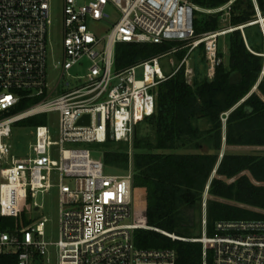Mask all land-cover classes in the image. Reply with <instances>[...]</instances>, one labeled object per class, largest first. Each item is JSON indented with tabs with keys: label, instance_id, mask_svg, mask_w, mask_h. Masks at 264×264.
Listing matches in <instances>:
<instances>
[{
	"label": "built area",
	"instance_id": "obj_1",
	"mask_svg": "<svg viewBox=\"0 0 264 264\" xmlns=\"http://www.w3.org/2000/svg\"><path fill=\"white\" fill-rule=\"evenodd\" d=\"M55 1L0 0V255H15L17 264H177L173 249L136 245V230L153 229L173 240L201 243L203 264L209 249L213 264H264V220L219 221L209 235L204 199L197 238L148 226L144 210L143 220L135 219L136 128L154 114L157 88L171 75L162 71L161 56L115 69L118 44L175 41L187 43L189 53L203 44L207 75L213 78L224 62L220 37L244 26L196 36L194 19L196 12L230 17L235 0L218 8L192 0H60L58 27L52 19ZM109 8L117 10L118 19ZM254 23L264 39L259 9ZM54 32L61 42L52 41ZM184 64L188 78L194 70L187 56ZM26 101L33 103L20 109ZM54 113L57 128L30 127L34 140L27 156H15L9 141L16 125ZM86 115L89 123L79 124ZM108 141L130 147L128 169L106 173L104 151L99 159L92 150L73 146ZM52 190L59 206L55 242L47 237L48 219L37 201ZM6 218H14L13 225H6Z\"/></svg>",
	"mask_w": 264,
	"mask_h": 264
},
{
	"label": "trees",
	"instance_id": "obj_2",
	"mask_svg": "<svg viewBox=\"0 0 264 264\" xmlns=\"http://www.w3.org/2000/svg\"><path fill=\"white\" fill-rule=\"evenodd\" d=\"M192 1L203 8H218L229 0ZM257 7L264 17V0H235L229 25L244 28L225 35L227 53L219 40V54L224 62L216 67L214 77L207 75L208 62L201 44L190 53H203V67L193 66L192 82L182 65L158 86L155 112L142 121L150 124L153 135H140L139 127L136 128L134 186L146 190L145 218L152 228L185 237L182 230L194 225L198 215H202L207 187L211 197L207 201L209 235L215 234L219 221L264 220V213L259 211H264V153L228 151L220 157L224 143L229 147H264V39L260 26L254 23ZM221 21V13H199L193 23L195 35L221 29ZM186 44H118L115 69L124 70L183 46L175 53L181 61L190 50ZM32 103L26 101L19 108ZM225 113L228 116L224 124ZM201 120L209 127L202 129L198 123ZM44 122L45 115H40L21 126ZM104 144V163L115 169H128L127 145L113 141ZM14 222V218H6V225ZM135 243L140 248L173 249L177 264H203L201 243L173 240L153 229L136 230ZM0 264H17V257L0 255ZM208 264H213L212 249Z\"/></svg>",
	"mask_w": 264,
	"mask_h": 264
},
{
	"label": "rangeland",
	"instance_id": "obj_3",
	"mask_svg": "<svg viewBox=\"0 0 264 264\" xmlns=\"http://www.w3.org/2000/svg\"><path fill=\"white\" fill-rule=\"evenodd\" d=\"M55 5V9L52 12V19L54 21L55 27L59 26V23L61 21V1L57 0L54 3ZM108 12L110 13L111 17L113 19H118L119 18V13L117 12V10H115L114 8H109ZM199 13L196 12V15H198ZM221 19H222V28L226 29V28H230L232 27L231 25H229V16L225 15V13H221ZM221 28V29H222ZM220 46L221 49L227 53V43H226V38L225 35L220 37ZM53 42L59 43L61 42V36L58 34V32H54L53 33ZM264 41V40H263ZM183 46H180L178 49H174L172 51H170L167 54H163L160 55V66L162 71L164 72L165 75H170L172 74L175 69L177 67H180V65H182L183 61L186 59H188V65L190 68H193V66L195 64H198V68L202 69L203 67V63L200 61L201 57L203 55L202 52H197L195 53L196 57L194 56V53L190 54L188 53L181 61L177 58V56L175 55L176 51L179 50L180 48H182ZM172 61L174 62V64L172 63ZM186 67V64H184ZM74 72H76V69H74ZM79 72V71H78ZM81 73V72H80ZM139 77H141V71H139ZM194 77V72L191 75H189V77L187 78L189 82H192ZM200 127L202 129H206L209 127V125L204 121L201 120L198 122ZM22 123L16 125V127L14 128V133H13V137L12 139L9 141V143L11 144V152L17 156V157H25L28 154L29 151V144L33 142V131L32 129H29L30 127H23L21 126ZM54 125L56 129L58 126V116L57 114H47L45 115V122L42 123V125ZM138 130L140 135H153V130L152 127L150 126V124L148 122H141L138 125ZM226 129L224 127V133H225ZM135 142V141H134ZM135 144V143H134ZM134 144H133V152L135 151L134 149ZM74 147H80V148H87L92 150V156L94 158H99L102 159V151H105V148L107 147L106 144H74ZM117 148V147H116ZM130 147L126 146V150H129ZM184 151V150H182ZM231 152V153H235V154H251V153H264V147H229L227 146L225 143L223 144V149L221 151L220 157L223 156V154H225L226 152ZM105 171L106 173H115L116 169L113 167H109L107 165H105ZM207 189V188H206ZM135 193L137 198V210H136V214H135V219L137 221H141L144 218V194L142 191H140L139 189H135ZM205 196V198H204ZM203 199L206 200V202L208 201V199H210L211 197L209 196V194L207 193L206 195L204 194ZM37 201L39 202V204H41L43 206L42 209V214L48 219V223H47V228H46V232H47V237L49 240L51 241H58V237H59V206H58V201H57V195L56 192L54 190H52L50 193L47 194H39ZM203 202V201H202ZM144 210V211H143ZM261 212L264 213L263 210H259ZM26 215H31V211L28 209L26 211ZM201 216L198 215V217L196 218V222L194 225H192L189 228H186L184 230H182L185 238H197L199 236H201L202 233V225H201Z\"/></svg>",
	"mask_w": 264,
	"mask_h": 264
},
{
	"label": "water",
	"instance_id": "obj_4",
	"mask_svg": "<svg viewBox=\"0 0 264 264\" xmlns=\"http://www.w3.org/2000/svg\"><path fill=\"white\" fill-rule=\"evenodd\" d=\"M257 9H258V7H257ZM89 123V116L88 115H86V116H84L80 121H79V124H88ZM216 172V171H215ZM214 172V173H215Z\"/></svg>",
	"mask_w": 264,
	"mask_h": 264
},
{
	"label": "crops",
	"instance_id": "obj_5",
	"mask_svg": "<svg viewBox=\"0 0 264 264\" xmlns=\"http://www.w3.org/2000/svg\"><path fill=\"white\" fill-rule=\"evenodd\" d=\"M137 189H139L140 191H142L143 194H144V209H146V190L143 189V188H137Z\"/></svg>",
	"mask_w": 264,
	"mask_h": 264
}]
</instances>
